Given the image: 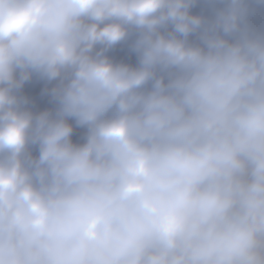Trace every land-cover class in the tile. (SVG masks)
I'll return each mask as SVG.
<instances>
[{"label":"clouds","instance_id":"obj_1","mask_svg":"<svg viewBox=\"0 0 264 264\" xmlns=\"http://www.w3.org/2000/svg\"><path fill=\"white\" fill-rule=\"evenodd\" d=\"M0 264H264V0H0Z\"/></svg>","mask_w":264,"mask_h":264}]
</instances>
